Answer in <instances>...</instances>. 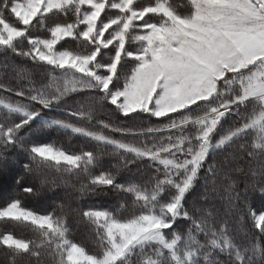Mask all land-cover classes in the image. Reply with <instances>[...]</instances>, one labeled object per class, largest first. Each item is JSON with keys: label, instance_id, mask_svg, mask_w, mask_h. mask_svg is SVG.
<instances>
[{"label": "snow or ice", "instance_id": "1", "mask_svg": "<svg viewBox=\"0 0 264 264\" xmlns=\"http://www.w3.org/2000/svg\"><path fill=\"white\" fill-rule=\"evenodd\" d=\"M187 7L0 0V69L18 85L0 83L18 97L0 95V159L8 149L27 157L0 221L35 233L0 232L11 264H264V210L248 202L250 191L264 196V0ZM66 39L73 46L61 47ZM9 55L47 71L37 81ZM71 96L79 99L69 104ZM49 130L96 147L69 151L39 139ZM105 157L118 162L105 168ZM50 173L66 186L75 177L81 195L117 201L72 209L94 250L72 238L65 204L37 211L21 198L54 189ZM238 175L246 177L243 207Z\"/></svg>", "mask_w": 264, "mask_h": 264}, {"label": "trees", "instance_id": "2", "mask_svg": "<svg viewBox=\"0 0 264 264\" xmlns=\"http://www.w3.org/2000/svg\"><path fill=\"white\" fill-rule=\"evenodd\" d=\"M172 5L177 8V11L181 9L184 2L186 0H170ZM182 10H185L183 8ZM186 13V12H185ZM55 19V17L53 18ZM73 46V41L70 39H66L65 42L61 44V47ZM4 54L0 53V60H3ZM9 60L11 63H15L17 65L25 67L28 71L33 73L34 79L39 81L47 69L39 66H35L31 61L25 60L20 57H12L9 55ZM14 73L9 70L5 72L3 69H0V83L9 84L11 87L16 88L18 85L13 79ZM0 95L2 96H10L12 99H18L15 95L8 93L6 91L0 90ZM76 99H79L78 96H71L67 99V103L72 104ZM48 115L57 116L60 115V112H52L48 113ZM117 119L119 123H128L123 117H113ZM137 119H144L147 121L146 116L138 117ZM150 123H157L155 119L149 121ZM44 142H56L57 144L62 145L65 149L69 151H79L81 147L87 149H94L96 146L79 137H72L69 139L67 136L63 134H59L55 130H49L45 133H42L39 137ZM3 155L7 157V159H0V204L10 197L13 194L19 192V188L16 185V178L22 174L21 165L26 162L27 157L24 153L19 152L17 149H8L3 152ZM221 158V154L217 155V159ZM118 161L115 158L105 157L104 158V167L107 168L111 164H115ZM245 172L248 170V165H243ZM132 172L135 173L136 169L133 168ZM49 179L57 178V186L54 189H44L37 196L25 197L21 196L24 200V203L36 209L37 211L51 210V207L54 203H63L65 204V210L69 213L68 215V223L69 227L72 229V238L85 244L90 250H94L93 248V240L94 236L90 234V230L88 226L80 220L75 212L72 209L78 208H86L92 205H102L104 207H109L117 203V201L111 196H103V195H89L83 194L81 195L78 191L80 181L75 177H71V184L64 185L60 182V179L57 177L55 173L49 174ZM237 179V188L236 192L241 194L240 206L243 207L244 203V188L246 177L244 175H238ZM26 183H31L36 186L35 180L29 179ZM203 181L197 185V188L194 193L189 195L188 200L191 201L193 197L203 191L202 189ZM24 185H21V187ZM225 194L221 191L220 196H224ZM249 203L253 209L257 212L264 210V196H261L259 193L249 192ZM210 203H214L216 208L224 211L225 201L214 197L213 201ZM235 216L232 217L234 219ZM253 235H255V230L252 229L251 223H247L245 225ZM0 232H12L17 237L23 238H34L35 233H33L29 228L16 225L8 221H0ZM10 253L3 247L0 246V264H11L10 261ZM45 264H52V261L47 257H44ZM259 264V261L257 262Z\"/></svg>", "mask_w": 264, "mask_h": 264}, {"label": "rangeland", "instance_id": "3", "mask_svg": "<svg viewBox=\"0 0 264 264\" xmlns=\"http://www.w3.org/2000/svg\"><path fill=\"white\" fill-rule=\"evenodd\" d=\"M171 2V1H170ZM174 6V5H173ZM183 8H185V10H182ZM188 11V7H187V0L186 2H184L183 6L181 7V9L179 10L180 13H185ZM41 34V33H38Z\"/></svg>", "mask_w": 264, "mask_h": 264}]
</instances>
